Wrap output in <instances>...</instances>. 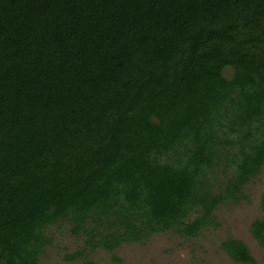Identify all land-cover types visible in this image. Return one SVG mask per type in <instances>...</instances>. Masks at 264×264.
Here are the masks:
<instances>
[{"label": "trees", "instance_id": "obj_1", "mask_svg": "<svg viewBox=\"0 0 264 264\" xmlns=\"http://www.w3.org/2000/svg\"><path fill=\"white\" fill-rule=\"evenodd\" d=\"M263 162L264 0H0V264L58 222L106 251L192 237Z\"/></svg>", "mask_w": 264, "mask_h": 264}, {"label": "rangeland", "instance_id": "obj_2", "mask_svg": "<svg viewBox=\"0 0 264 264\" xmlns=\"http://www.w3.org/2000/svg\"><path fill=\"white\" fill-rule=\"evenodd\" d=\"M222 75L229 78L231 69L224 67ZM264 191V162L256 176L241 187L242 197L235 202L226 201L212 212L214 226L202 227L192 237L164 230L150 233L137 242H120L111 251L99 247H86L83 236L72 235L67 222H58L45 230L48 244L37 264H80L90 260L93 264H243L233 262L221 249L226 238L241 241L249 250L254 264H264L262 245L251 236L249 224L256 219L264 221L260 209V196ZM79 251L81 256L65 260V254Z\"/></svg>", "mask_w": 264, "mask_h": 264}]
</instances>
